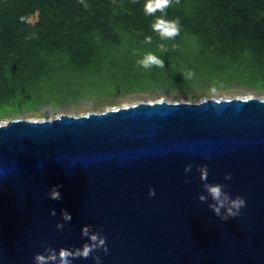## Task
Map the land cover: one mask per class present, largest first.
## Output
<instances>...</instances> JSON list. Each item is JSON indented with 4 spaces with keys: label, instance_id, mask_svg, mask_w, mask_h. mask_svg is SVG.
Instances as JSON below:
<instances>
[{
    "label": "water",
    "instance_id": "obj_1",
    "mask_svg": "<svg viewBox=\"0 0 264 264\" xmlns=\"http://www.w3.org/2000/svg\"><path fill=\"white\" fill-rule=\"evenodd\" d=\"M204 165L246 200L239 216L201 202ZM0 169V264H33L43 244L80 248L85 225L107 237L108 253H92L101 264H264V97L14 118L0 124Z\"/></svg>",
    "mask_w": 264,
    "mask_h": 264
},
{
    "label": "trees",
    "instance_id": "obj_2",
    "mask_svg": "<svg viewBox=\"0 0 264 264\" xmlns=\"http://www.w3.org/2000/svg\"><path fill=\"white\" fill-rule=\"evenodd\" d=\"M84 3L0 0V116L77 99L98 108L120 91L179 90L188 101L232 82L264 91V0H171L151 15L147 0ZM157 19H178L179 35L161 38ZM147 54L164 68L138 64Z\"/></svg>",
    "mask_w": 264,
    "mask_h": 264
},
{
    "label": "clouds",
    "instance_id": "obj_3",
    "mask_svg": "<svg viewBox=\"0 0 264 264\" xmlns=\"http://www.w3.org/2000/svg\"><path fill=\"white\" fill-rule=\"evenodd\" d=\"M84 7L87 8L88 5L84 3V0H80ZM177 4L180 3V0H175ZM171 4V0H147V4L145 6L144 11L146 14H154L157 10L163 12L167 7ZM179 20L176 21H166L164 19H157L156 22L152 25L153 30L158 32L161 38H174L179 35ZM147 42H151V37L146 38ZM161 51H167L163 44L160 45ZM144 68H150L155 65L160 68H164L163 59L158 58L154 54H147L142 60L137 62ZM194 73L187 72L183 74L184 79H191L194 77ZM215 91V88L212 89ZM192 169V165L189 164L185 167V172H190ZM202 176L203 180V188L204 195H201L199 199L201 202H204L211 199L212 203L209 205L210 208L217 215H221V211H227V215L221 216L222 219H228L229 217H236L240 215V211L242 208L246 207V200L237 195L235 198H232L231 194L225 191L227 187L226 184L220 183H209L208 182V168L207 165L198 167L197 169ZM0 173H3V170L0 169ZM226 180L231 179V173H229L226 177ZM59 186H55L51 189L49 193V198L52 200L61 199V195L58 191ZM150 196H155V189L149 190ZM52 215H55V210L53 209L51 212ZM63 220L66 222H70L72 217L67 210L62 211ZM56 227L61 231L64 228V224L57 223ZM103 229H99L97 231H93L92 225H85L82 228V237L85 238V243L80 248H76L75 250L68 248H60L57 250L48 244H43V252H37L33 257V264H73V260L75 259H89L90 257L94 260L95 264H101V257L99 255L93 256L92 253L94 251L103 250L105 254L108 253L107 247V237L102 235Z\"/></svg>",
    "mask_w": 264,
    "mask_h": 264
},
{
    "label": "rangeland",
    "instance_id": "obj_4",
    "mask_svg": "<svg viewBox=\"0 0 264 264\" xmlns=\"http://www.w3.org/2000/svg\"><path fill=\"white\" fill-rule=\"evenodd\" d=\"M36 17H31V20H35ZM195 89H193L194 91ZM186 93L183 91L177 90H165L162 88L157 89H147L142 91H131L128 93L119 92L118 93V102L112 103L107 101L104 106L95 108L97 105V98L94 99H77V100H66L57 105H44L39 108L38 113L33 112L32 110H23L20 113L15 115H1L0 124L6 123L7 121L14 118H28V119H51L55 118L60 114H69V115H82L89 112H101L111 108H117L121 106L133 105L140 102H150L158 100H166L169 102L172 101H188L185 99L184 95ZM264 97V91H256L245 89L243 86L236 85L233 82L228 83L227 85L220 86L215 88V91L212 89L207 90L198 101L205 98H234V97Z\"/></svg>",
    "mask_w": 264,
    "mask_h": 264
}]
</instances>
